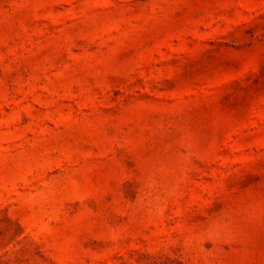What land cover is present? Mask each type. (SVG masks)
Returning <instances> with one entry per match:
<instances>
[{
  "label": "rangeland",
  "instance_id": "1",
  "mask_svg": "<svg viewBox=\"0 0 264 264\" xmlns=\"http://www.w3.org/2000/svg\"><path fill=\"white\" fill-rule=\"evenodd\" d=\"M0 264H264V0H0Z\"/></svg>",
  "mask_w": 264,
  "mask_h": 264
}]
</instances>
